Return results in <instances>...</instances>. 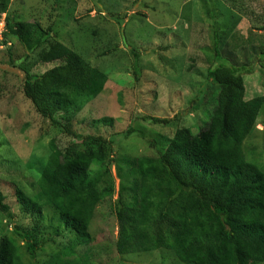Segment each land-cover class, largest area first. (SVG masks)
Returning a JSON list of instances; mask_svg holds the SVG:
<instances>
[{
  "label": "trees",
  "instance_id": "obj_1",
  "mask_svg": "<svg viewBox=\"0 0 264 264\" xmlns=\"http://www.w3.org/2000/svg\"><path fill=\"white\" fill-rule=\"evenodd\" d=\"M14 1L0 0V20L6 16L0 45L9 53L16 45L23 47L24 60L33 56L40 64L58 63L42 75L26 72L23 92L36 111L69 139L63 148L52 139L46 160L28 163L36 175L35 193L18 186L19 207L40 220L45 218L43 208L50 207L87 246L98 206L116 194L111 176L115 141L72 133L55 116L63 113L72 123L70 119L89 100L104 92L109 76L58 41L52 26L14 19L10 7ZM208 12L213 18L214 13ZM213 29V63L197 98L202 104L208 97L202 106L203 126L197 132L184 127L172 139L149 142L156 155L129 161L126 177H120L115 201L116 246L123 257L163 253L179 264H264V161L249 159L245 152L264 97H246L244 75L254 69L249 63L239 64L232 52L225 54L221 47L227 45V37H219ZM130 53L139 81L140 55L135 49ZM11 62L15 68L22 64ZM147 119L160 126L170 123ZM92 124L96 128L112 126L113 119L103 117ZM136 133L141 139L148 138L131 126L118 139ZM1 151L0 160H4L7 151ZM0 212L12 219L1 191ZM20 240L35 259L38 244L32 232L16 224L11 235L0 237V264H25Z\"/></svg>",
  "mask_w": 264,
  "mask_h": 264
},
{
  "label": "rangeland",
  "instance_id": "obj_2",
  "mask_svg": "<svg viewBox=\"0 0 264 264\" xmlns=\"http://www.w3.org/2000/svg\"><path fill=\"white\" fill-rule=\"evenodd\" d=\"M10 7L14 19L52 26L58 41L109 76L104 92L89 100L70 119L72 123L63 113H56L55 119L72 133L114 139L111 176L116 194L98 206L87 246L50 207L43 208L45 218L41 220L37 214L22 211L18 186L35 193L36 175L28 163L44 162L52 139L61 148L69 139L36 111L23 92L26 72L42 75L58 63L40 64L33 56L24 60L23 47L16 45L9 53L0 45V149L7 151L0 160V191L12 217L0 212V237L11 235L16 224L29 228L38 250L33 260L20 240L25 264H179L163 253L119 254L115 201L120 177H126L129 161L156 155L149 142L172 139L184 127L197 132L203 126L202 106L208 97L202 104L197 98L213 63V27L219 37H227V45L221 47L225 54L232 52L239 64L249 63L254 69L244 75L246 97H264V0H16ZM5 17L0 20V42ZM131 49L140 55L139 81ZM104 52L108 54L99 56ZM11 54L14 62L22 63L20 68L12 64ZM103 117L113 119V125L94 127L92 122ZM146 118L170 123L160 126ZM131 126L148 138L141 139L136 133L118 139ZM245 152L249 159L264 161V106Z\"/></svg>",
  "mask_w": 264,
  "mask_h": 264
}]
</instances>
